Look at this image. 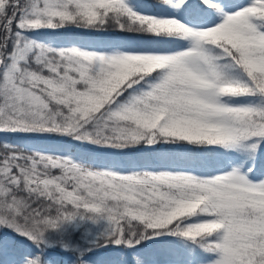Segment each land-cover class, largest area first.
I'll return each mask as SVG.
<instances>
[{"label": "snow or ice", "instance_id": "obj_1", "mask_svg": "<svg viewBox=\"0 0 264 264\" xmlns=\"http://www.w3.org/2000/svg\"><path fill=\"white\" fill-rule=\"evenodd\" d=\"M0 264H264V0H0Z\"/></svg>", "mask_w": 264, "mask_h": 264}]
</instances>
